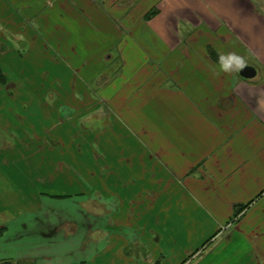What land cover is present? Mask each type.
<instances>
[{
  "label": "crops",
  "instance_id": "crops-1",
  "mask_svg": "<svg viewBox=\"0 0 264 264\" xmlns=\"http://www.w3.org/2000/svg\"><path fill=\"white\" fill-rule=\"evenodd\" d=\"M12 225L2 261L260 264L264 0H0Z\"/></svg>",
  "mask_w": 264,
  "mask_h": 264
},
{
  "label": "rangeland",
  "instance_id": "rangeland-1",
  "mask_svg": "<svg viewBox=\"0 0 264 264\" xmlns=\"http://www.w3.org/2000/svg\"><path fill=\"white\" fill-rule=\"evenodd\" d=\"M157 13L156 9L150 10L148 13L145 14V18L146 19H150L152 18V16H154ZM214 55V56H213ZM117 56V54L115 55ZM213 57H217L215 53L212 54ZM48 100V99H47ZM247 205H243V206H239L234 210V221L239 220V218H241L245 212V207ZM45 217H42V219H44ZM235 223V222H234ZM234 227L230 228L228 231H226L225 234L229 233L230 231H232ZM30 233L32 234V228H29ZM20 238L24 239L23 243H27V245H30V241L34 238L33 235H28L27 233L23 234V231L21 230V232H18V227L16 225H12L8 228L7 230V234L5 235V237L3 239H0V259L4 258V254H6L8 257L6 258H10V256L12 254H15L17 252V245L23 244L22 241L20 242ZM224 238H220L219 241H216L215 244L214 243H208L205 246L204 251H210L212 249V247H214L213 245H216L217 243L220 245V247L224 246V242H223ZM132 250L134 248H131ZM138 256H139V252H137ZM205 256V254H204ZM135 257L137 258V256L135 255ZM191 258V257H190ZM196 259H194L191 263L189 264H196V262L198 260H200V256L195 257ZM17 260L15 259H11L10 263H14ZM37 262H41L40 260H36ZM31 262V261H30ZM3 264V263H2ZM44 264V263H42ZM260 264H264V257L262 259H260Z\"/></svg>",
  "mask_w": 264,
  "mask_h": 264
},
{
  "label": "water",
  "instance_id": "water-1",
  "mask_svg": "<svg viewBox=\"0 0 264 264\" xmlns=\"http://www.w3.org/2000/svg\"><path fill=\"white\" fill-rule=\"evenodd\" d=\"M240 74L244 78L251 79L256 76L257 70L255 67L247 65L241 68Z\"/></svg>",
  "mask_w": 264,
  "mask_h": 264
},
{
  "label": "trees",
  "instance_id": "trees-1",
  "mask_svg": "<svg viewBox=\"0 0 264 264\" xmlns=\"http://www.w3.org/2000/svg\"><path fill=\"white\" fill-rule=\"evenodd\" d=\"M10 260L11 259H6V260H0V264H34L33 262H30V261H16L14 263H10Z\"/></svg>",
  "mask_w": 264,
  "mask_h": 264
}]
</instances>
